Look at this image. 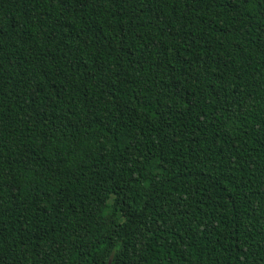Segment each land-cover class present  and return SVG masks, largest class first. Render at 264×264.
I'll list each match as a JSON object with an SVG mask.
<instances>
[{"label": "trees", "instance_id": "16d2710c", "mask_svg": "<svg viewBox=\"0 0 264 264\" xmlns=\"http://www.w3.org/2000/svg\"><path fill=\"white\" fill-rule=\"evenodd\" d=\"M264 264V0H0V264Z\"/></svg>", "mask_w": 264, "mask_h": 264}, {"label": "water", "instance_id": "95a60500", "mask_svg": "<svg viewBox=\"0 0 264 264\" xmlns=\"http://www.w3.org/2000/svg\"><path fill=\"white\" fill-rule=\"evenodd\" d=\"M112 259H113V257L110 259V262H109V264H111V262H112Z\"/></svg>", "mask_w": 264, "mask_h": 264}]
</instances>
